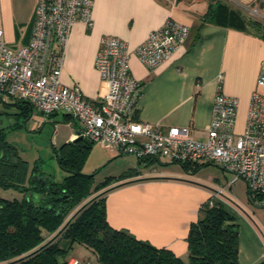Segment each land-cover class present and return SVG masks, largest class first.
Here are the masks:
<instances>
[{
  "label": "crops",
  "instance_id": "crops-1",
  "mask_svg": "<svg viewBox=\"0 0 264 264\" xmlns=\"http://www.w3.org/2000/svg\"><path fill=\"white\" fill-rule=\"evenodd\" d=\"M36 1L0 0V27L7 44L20 47L29 42ZM232 1L249 9L257 7L264 18V0ZM210 3L213 1L93 0L92 25L76 22L70 27L63 50L62 83L77 86L87 99L96 100L101 86L95 66L99 41L104 35L115 36L126 42L130 74L141 84L131 113L133 118L156 123L163 129L188 126L191 137L203 139L221 80V92L238 101L233 129L241 133L252 91L258 89L264 95V86L256 85L264 60V38L202 21ZM168 18L188 26L187 38L167 58L148 69L133 50ZM59 112L66 122L62 137L71 142L81 123L62 111L53 114ZM40 116L32 109L29 118L38 126ZM135 160L136 165L129 164L121 172L131 169L136 173L111 184L106 194V217L111 226L126 229L139 239L157 247H168L183 256L190 223L197 218L200 205L214 197L234 216L237 224L239 264H260L264 260V230L224 196L191 180L192 174L217 163L205 162L208 164L194 173L182 169L183 173L162 168L177 163L166 158L141 165L136 157ZM157 164L161 169H155ZM228 186L231 188V184Z\"/></svg>",
  "mask_w": 264,
  "mask_h": 264
},
{
  "label": "built area",
  "instance_id": "built-area-1",
  "mask_svg": "<svg viewBox=\"0 0 264 264\" xmlns=\"http://www.w3.org/2000/svg\"><path fill=\"white\" fill-rule=\"evenodd\" d=\"M92 5L93 0H37L30 40L20 47L7 44L0 27V99L25 101L41 115L38 123L62 111L81 123L76 137L137 160L217 163L232 174L233 181L242 179L252 201L264 208V95L258 89L251 93L244 130L235 133L238 101L221 92L219 80L205 137L196 139L188 126L163 129L132 117L141 84L130 74V51L118 37L100 38L95 66L101 86L96 100L87 99L77 86L62 83L63 50L70 27L76 22L91 26ZM187 35L186 24L168 18L133 52L152 69L183 44ZM256 85L264 86V60ZM224 192L225 186L215 194ZM209 200L212 204L214 197ZM67 264L92 263L70 256Z\"/></svg>",
  "mask_w": 264,
  "mask_h": 264
},
{
  "label": "trees",
  "instance_id": "trees-1",
  "mask_svg": "<svg viewBox=\"0 0 264 264\" xmlns=\"http://www.w3.org/2000/svg\"><path fill=\"white\" fill-rule=\"evenodd\" d=\"M211 1L202 21L264 38L262 21L245 16L224 0ZM9 102L19 106L25 118L30 117L32 108L25 101ZM92 144L79 137L63 146L65 152L58 156L66 172L62 181L52 182L41 176L31 181L35 171L28 174L26 162L0 130V187L22 194L19 199L0 197V264H67L70 256H76L72 252L76 244L86 250L77 257L87 259L89 255L92 264H239L234 216L222 203L213 200L210 204V198L200 205L197 218L189 225L188 261L168 247L154 246L126 229L111 226L106 217V194L111 184L136 170L94 182V172L87 175L78 171ZM151 161L147 158L137 163ZM204 164L208 163H179L191 173Z\"/></svg>",
  "mask_w": 264,
  "mask_h": 264
},
{
  "label": "rangeland",
  "instance_id": "rangeland-1",
  "mask_svg": "<svg viewBox=\"0 0 264 264\" xmlns=\"http://www.w3.org/2000/svg\"><path fill=\"white\" fill-rule=\"evenodd\" d=\"M224 1L237 7L245 16L264 23V18L257 7L249 9L236 5L232 0ZM12 103L0 99V130L4 140L16 147L18 156L26 162L28 174L35 171L33 175L37 177L41 176L52 182L62 181L66 172L59 165L58 156L65 152L63 146L68 142L62 137L66 131V122L62 120L61 112L50 115L37 126L34 125L33 118H25L20 107ZM129 164L136 165L134 156L121 154L117 149L112 150L93 143L78 171L87 175L94 172V182L97 183L110 174H120ZM162 168H167L169 172H183L177 163H169ZM155 169H161V165L157 164ZM191 176L192 181L214 192L225 185L222 196L236 206L249 221L255 223L256 227L264 230V208L249 199L246 184L242 179L233 181L232 174L218 164L207 165ZM229 182H232L231 188L228 186ZM0 197L19 199L22 194L13 188L0 187ZM84 251L86 250L77 244L73 246L72 252L76 256H83ZM183 254L182 259L188 261V252ZM85 257L94 263L89 255Z\"/></svg>",
  "mask_w": 264,
  "mask_h": 264
},
{
  "label": "water",
  "instance_id": "water-1",
  "mask_svg": "<svg viewBox=\"0 0 264 264\" xmlns=\"http://www.w3.org/2000/svg\"><path fill=\"white\" fill-rule=\"evenodd\" d=\"M79 137H76V138H74L72 141L74 142V141H76L77 139H78ZM40 180V179H38L37 178V176L36 175H33L32 177H31V181H34V180Z\"/></svg>",
  "mask_w": 264,
  "mask_h": 264
}]
</instances>
